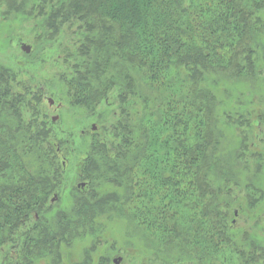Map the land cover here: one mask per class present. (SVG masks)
Wrapping results in <instances>:
<instances>
[{"label":"trees","instance_id":"1","mask_svg":"<svg viewBox=\"0 0 264 264\" xmlns=\"http://www.w3.org/2000/svg\"><path fill=\"white\" fill-rule=\"evenodd\" d=\"M40 1L27 12L25 2L6 0V14L42 18L51 38L78 24L64 81L71 103L102 122L83 134L90 142L72 207L48 216L65 181L67 142L51 138L47 118L39 122L41 97L27 98L14 87L17 74L0 65V251L8 243L21 250L17 257L6 252L9 264L52 256L59 264L62 245L86 235L94 242L79 264H94L99 219L113 213L137 222L164 249L220 251L228 241L223 195L231 192L213 171L224 179L230 170L218 156L219 98L207 81L261 73L264 0ZM112 97L120 113L108 122L99 106L109 109Z\"/></svg>","mask_w":264,"mask_h":264},{"label":"rangeland","instance_id":"2","mask_svg":"<svg viewBox=\"0 0 264 264\" xmlns=\"http://www.w3.org/2000/svg\"><path fill=\"white\" fill-rule=\"evenodd\" d=\"M18 1L26 3L27 12L41 4L40 0ZM8 9L6 0H0V65L17 74L14 87L20 91L22 89L27 98L35 94L41 97L39 122L47 118L46 122L52 130L51 138L67 142L61 155L66 162L65 181L49 201L54 206L48 216L54 217L58 210H67L73 205L79 184L78 167L90 142L89 135L83 137V134L102 120L99 114L88 113L83 107L71 103L64 81L72 71L73 61L66 56L77 47L74 40L78 38L75 35L78 24L72 28L65 24L61 32L51 38L40 26L42 18L15 11L6 14ZM259 38L264 42V33ZM23 44L30 46L29 53L22 49ZM258 53L261 73L245 78L221 76L219 84L211 79L207 81L219 98L217 124H214L216 132L221 135L218 156L222 160V168L230 170V175L224 179L219 170L213 171L216 181L224 183V180H228L230 186L231 193L223 195L227 205L224 213L229 218L225 219L223 228L228 234V241L220 245L218 252L213 251L212 246L206 256L198 255L197 251L188 256L189 253L180 248L164 249L162 244H152L149 231L137 222L132 223L123 214L113 213L99 219L104 230L101 231L100 240L96 241L97 249L91 251L94 264H115L114 259L119 257H122L120 264H264L263 48ZM212 75L217 79L219 74ZM23 88H27V91L24 92ZM50 98L54 100L52 105ZM112 102L109 109L103 104L99 106L100 112L105 111L108 122L114 120V114L120 113L118 100L112 97ZM226 111L235 118V122H230L224 114ZM25 117L27 120L31 118L30 110L26 109ZM256 119L260 121L258 127L253 124ZM255 153L263 158L257 160ZM259 163L263 167L256 171ZM24 231L25 227L21 232ZM93 242L94 236L86 235L76 238L70 246L62 245L63 259L59 264H79L85 250ZM3 247L0 264H9L5 256L9 250L14 257L21 251L15 248L18 250L15 252L11 243ZM52 257L41 258L36 264H55Z\"/></svg>","mask_w":264,"mask_h":264},{"label":"water","instance_id":"3","mask_svg":"<svg viewBox=\"0 0 264 264\" xmlns=\"http://www.w3.org/2000/svg\"><path fill=\"white\" fill-rule=\"evenodd\" d=\"M22 49L24 51L28 52V53L31 51L30 46L29 45H26V44H23L22 45ZM49 101H50V104L51 105L54 103V100L52 98H50ZM54 119H57V117H54ZM93 129H96V125L95 124H93ZM121 260H122V257L116 258V259H114V263L115 264H120Z\"/></svg>","mask_w":264,"mask_h":264}]
</instances>
